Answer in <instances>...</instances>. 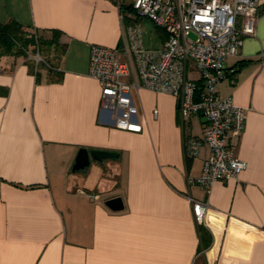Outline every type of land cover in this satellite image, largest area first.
I'll return each mask as SVG.
<instances>
[{
	"label": "crops",
	"instance_id": "crops-1",
	"mask_svg": "<svg viewBox=\"0 0 264 264\" xmlns=\"http://www.w3.org/2000/svg\"><path fill=\"white\" fill-rule=\"evenodd\" d=\"M128 5L0 0V25L12 20L53 42L37 67L25 55L0 56V264H264V11L216 87L245 110L235 151L246 168L206 191L188 180L208 147L185 152L203 136L200 116L181 118L174 97L144 89L131 90L140 133L114 128L101 109L91 47L126 62L128 27L147 50L164 39ZM82 148L115 155L73 170ZM115 197L123 210L105 206ZM190 199L208 204L203 225Z\"/></svg>",
	"mask_w": 264,
	"mask_h": 264
},
{
	"label": "built area",
	"instance_id": "built-area-1",
	"mask_svg": "<svg viewBox=\"0 0 264 264\" xmlns=\"http://www.w3.org/2000/svg\"><path fill=\"white\" fill-rule=\"evenodd\" d=\"M261 1L127 0L137 16L164 34L161 47L145 49L138 28L130 26L126 29V62L117 60L115 50L96 45L90 49L88 75L100 85V106L114 128L142 131L132 89L168 94L178 101L181 118L203 119L202 138L190 137L185 152L192 158L202 145L208 147L200 175L188 180L206 191L215 182L237 179L246 168L235 151L245 110L231 98L219 97L216 87L233 72L225 69L224 61L237 56L244 38L254 35ZM25 54L35 67L43 63L38 52ZM130 74L132 80L126 81ZM190 203L196 224L203 225L208 204L192 199Z\"/></svg>",
	"mask_w": 264,
	"mask_h": 264
},
{
	"label": "trees",
	"instance_id": "trees-1",
	"mask_svg": "<svg viewBox=\"0 0 264 264\" xmlns=\"http://www.w3.org/2000/svg\"><path fill=\"white\" fill-rule=\"evenodd\" d=\"M127 7L133 11L130 4ZM261 10L264 11L260 8V12ZM52 44V41L46 40L37 31H29L12 20L0 25V56L7 54L26 56L25 51L30 50L46 57L44 52L49 51ZM44 59V62H47V59ZM201 229L199 227L200 233Z\"/></svg>",
	"mask_w": 264,
	"mask_h": 264
},
{
	"label": "water",
	"instance_id": "water-1",
	"mask_svg": "<svg viewBox=\"0 0 264 264\" xmlns=\"http://www.w3.org/2000/svg\"><path fill=\"white\" fill-rule=\"evenodd\" d=\"M114 155V153L110 152L86 150L82 148L78 152L73 170L83 169L87 167L90 163V160L101 162L106 157H112ZM105 206L113 212L121 211L124 208L123 202L120 197L110 198L106 200Z\"/></svg>",
	"mask_w": 264,
	"mask_h": 264
},
{
	"label": "rangeland",
	"instance_id": "rangeland-1",
	"mask_svg": "<svg viewBox=\"0 0 264 264\" xmlns=\"http://www.w3.org/2000/svg\"><path fill=\"white\" fill-rule=\"evenodd\" d=\"M29 51V53L31 54V55H33L34 53L32 52V51H30V50H28ZM41 56V55H40Z\"/></svg>",
	"mask_w": 264,
	"mask_h": 264
}]
</instances>
